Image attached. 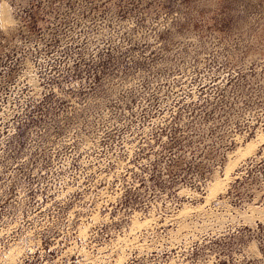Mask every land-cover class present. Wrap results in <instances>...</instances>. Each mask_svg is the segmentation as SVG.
Segmentation results:
<instances>
[{"label": "rangeland", "instance_id": "rangeland-1", "mask_svg": "<svg viewBox=\"0 0 264 264\" xmlns=\"http://www.w3.org/2000/svg\"><path fill=\"white\" fill-rule=\"evenodd\" d=\"M261 134L264 0H0V264H264Z\"/></svg>", "mask_w": 264, "mask_h": 264}, {"label": "bare ground", "instance_id": "bare-ground-1", "mask_svg": "<svg viewBox=\"0 0 264 264\" xmlns=\"http://www.w3.org/2000/svg\"><path fill=\"white\" fill-rule=\"evenodd\" d=\"M259 138H260V140H264V134H261V135L259 136ZM257 142H259V141H257ZM257 142L250 141V142L246 143L244 149L241 151V156H244V155L250 153L251 151H253V150L255 149V146H256ZM260 142H261V141H260ZM237 159H238V158H237ZM228 164H229V163H228ZM234 164H235V163L233 162V163H231V164L228 166L226 176H227L229 170L232 168V166H233ZM227 177H228V176H227ZM217 180H218V179H217ZM222 183H223L222 181H217V182H215L213 185H211V187H210V195H214V194H216V193L218 192V190H220L221 187L224 186ZM208 191H209V190H208Z\"/></svg>", "mask_w": 264, "mask_h": 264}]
</instances>
